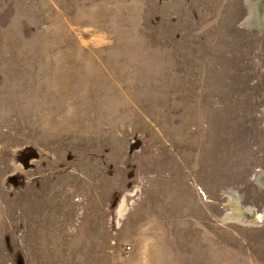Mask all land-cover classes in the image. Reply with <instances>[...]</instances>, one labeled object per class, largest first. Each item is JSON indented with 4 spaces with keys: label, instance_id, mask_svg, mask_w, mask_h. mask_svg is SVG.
<instances>
[{
    "label": "rangeland",
    "instance_id": "1",
    "mask_svg": "<svg viewBox=\"0 0 264 264\" xmlns=\"http://www.w3.org/2000/svg\"><path fill=\"white\" fill-rule=\"evenodd\" d=\"M260 177L264 0H0V264H264Z\"/></svg>",
    "mask_w": 264,
    "mask_h": 264
},
{
    "label": "bare ground",
    "instance_id": "2",
    "mask_svg": "<svg viewBox=\"0 0 264 264\" xmlns=\"http://www.w3.org/2000/svg\"><path fill=\"white\" fill-rule=\"evenodd\" d=\"M259 181H260V183L262 184V185H264V177H260L259 178ZM235 214V213H234ZM239 216V215H238ZM231 217V216H230ZM229 217V218H230ZM233 218H236V216L235 217H233Z\"/></svg>",
    "mask_w": 264,
    "mask_h": 264
}]
</instances>
